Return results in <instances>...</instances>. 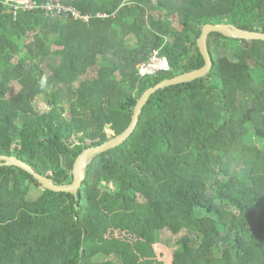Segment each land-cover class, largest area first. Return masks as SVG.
Returning a JSON list of instances; mask_svg holds the SVG:
<instances>
[{"label": "trees", "instance_id": "obj_1", "mask_svg": "<svg viewBox=\"0 0 264 264\" xmlns=\"http://www.w3.org/2000/svg\"><path fill=\"white\" fill-rule=\"evenodd\" d=\"M60 1L87 20L0 0V154L56 184L145 90L205 64V24L264 32V0ZM208 49L212 69L154 92L78 195L0 165V264H166L158 243L171 264H264V40L212 32ZM154 57L168 65L143 74Z\"/></svg>", "mask_w": 264, "mask_h": 264}, {"label": "water", "instance_id": "obj_2", "mask_svg": "<svg viewBox=\"0 0 264 264\" xmlns=\"http://www.w3.org/2000/svg\"><path fill=\"white\" fill-rule=\"evenodd\" d=\"M212 32H220L229 37L243 38L247 40H251V39L264 40V32H261V31L242 29L231 23H220V24L207 23L205 24L202 28V33L200 37L198 38V45L205 58V64L202 67L192 70L190 72L182 73L175 77L164 79L162 80V82L160 81L156 85L145 90L144 93L141 95L140 99L138 100V103L135 107L132 120L129 126L125 130H123L122 133L110 138L109 140L103 142L102 144L90 146L86 148L77 157L74 163V167H73L74 178L71 183L56 184L46 175L37 172L27 162L13 155L0 154V165L2 164L16 165L28 171L29 173H31L36 179L39 180L41 184H43L45 187L51 190L66 191V192L73 193L74 195H78L79 188L81 187L85 179V171H86L89 160L94 155L105 152L114 146L122 144L129 138V136L132 134L133 130H135L139 122V117L143 110L144 105L147 103L150 96L154 92H156L160 88H163L169 85H173V84H177V83H181L185 81H190V80L202 77L206 75L212 69L213 63H212V58H211V55L208 49V36ZM163 61H165V64L167 66L168 60L164 58ZM149 65L150 64H146L144 67H147ZM155 71L157 70L148 71V73H154Z\"/></svg>", "mask_w": 264, "mask_h": 264}, {"label": "rangeland", "instance_id": "obj_3", "mask_svg": "<svg viewBox=\"0 0 264 264\" xmlns=\"http://www.w3.org/2000/svg\"><path fill=\"white\" fill-rule=\"evenodd\" d=\"M158 58V57H157ZM160 59H163L164 60V58H160ZM152 62H154V66H156L160 61L159 60H155L154 61V59H152V61L150 62V63H152ZM153 65H150V66H153ZM150 66H147L146 68L147 69H149L150 68ZM41 68L46 72V74H49L50 73V69L49 68H46V65H43V66H41ZM157 68H159L160 69V67H156V69ZM239 70L240 69V67L238 66V65H235L233 62H230V61H228L227 59H221L220 61H219V63H218V65H217V70L218 71H221V70ZM151 71V70H150ZM232 73L233 72H231L230 74H229V76L228 77H231V76H233L232 75ZM42 106H45V104H42ZM240 174H242L243 173V169H242V167L241 166H239V167H236L235 168ZM172 246H173V244H172ZM172 246H168L167 245V243H165V244H160V243H158L156 246H155V248H156V250H157V252H158V254H159V257L162 259V260H164L165 262H166V264H171L172 263V260H173V247ZM98 263V262H97Z\"/></svg>", "mask_w": 264, "mask_h": 264}, {"label": "built area", "instance_id": "obj_4", "mask_svg": "<svg viewBox=\"0 0 264 264\" xmlns=\"http://www.w3.org/2000/svg\"><path fill=\"white\" fill-rule=\"evenodd\" d=\"M20 5L23 6V8L31 9L35 6H40L44 9H47L50 13L54 14H63L65 12L71 11L75 18H85L87 20V17L82 15L79 10L73 9L71 7H68L64 5L60 0H50L46 3H43L42 5H38L32 0H15ZM165 67V66H162Z\"/></svg>", "mask_w": 264, "mask_h": 264}, {"label": "bare ground", "instance_id": "obj_5", "mask_svg": "<svg viewBox=\"0 0 264 264\" xmlns=\"http://www.w3.org/2000/svg\"><path fill=\"white\" fill-rule=\"evenodd\" d=\"M154 64V62H152L150 65H153ZM149 65V66H150ZM165 65V61H160L156 66H150V68L148 69L149 71L151 70V71H153V70H155L156 69V67H162V66H164ZM157 69H159V68H157ZM156 69V70H157Z\"/></svg>", "mask_w": 264, "mask_h": 264}, {"label": "clouds", "instance_id": "obj_6", "mask_svg": "<svg viewBox=\"0 0 264 264\" xmlns=\"http://www.w3.org/2000/svg\"><path fill=\"white\" fill-rule=\"evenodd\" d=\"M153 59H154V61H155V60L163 61V59H160V58H157V57H154ZM149 64H151V63H149ZM144 66H145V65H144ZM144 66H143L142 69H141V72H142L143 74L148 73V71H149V70H148L146 67H144Z\"/></svg>", "mask_w": 264, "mask_h": 264}, {"label": "crops", "instance_id": "obj_7", "mask_svg": "<svg viewBox=\"0 0 264 264\" xmlns=\"http://www.w3.org/2000/svg\"><path fill=\"white\" fill-rule=\"evenodd\" d=\"M156 70V69H155Z\"/></svg>", "mask_w": 264, "mask_h": 264}]
</instances>
